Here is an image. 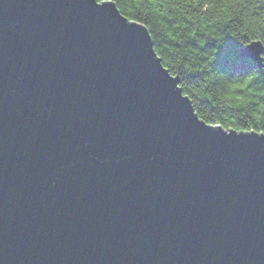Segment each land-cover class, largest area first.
Wrapping results in <instances>:
<instances>
[{"label": "water", "instance_id": "water-1", "mask_svg": "<svg viewBox=\"0 0 264 264\" xmlns=\"http://www.w3.org/2000/svg\"><path fill=\"white\" fill-rule=\"evenodd\" d=\"M178 82L111 0H0V264H264V133Z\"/></svg>", "mask_w": 264, "mask_h": 264}, {"label": "trees", "instance_id": "trees-1", "mask_svg": "<svg viewBox=\"0 0 264 264\" xmlns=\"http://www.w3.org/2000/svg\"><path fill=\"white\" fill-rule=\"evenodd\" d=\"M111 1L144 24L200 118L264 133V63L239 55L252 40L264 44V0Z\"/></svg>", "mask_w": 264, "mask_h": 264}, {"label": "snow or ice", "instance_id": "snow-or-ice-1", "mask_svg": "<svg viewBox=\"0 0 264 264\" xmlns=\"http://www.w3.org/2000/svg\"><path fill=\"white\" fill-rule=\"evenodd\" d=\"M98 2H101V3H102V2H103V0H98Z\"/></svg>", "mask_w": 264, "mask_h": 264}]
</instances>
